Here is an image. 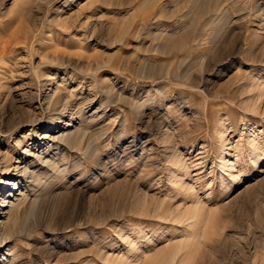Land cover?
<instances>
[{
    "label": "rangeland",
    "instance_id": "1",
    "mask_svg": "<svg viewBox=\"0 0 264 264\" xmlns=\"http://www.w3.org/2000/svg\"><path fill=\"white\" fill-rule=\"evenodd\" d=\"M1 137L0 264H264V0H0Z\"/></svg>",
    "mask_w": 264,
    "mask_h": 264
},
{
    "label": "bare ground",
    "instance_id": "2",
    "mask_svg": "<svg viewBox=\"0 0 264 264\" xmlns=\"http://www.w3.org/2000/svg\"><path fill=\"white\" fill-rule=\"evenodd\" d=\"M215 5H217V4H215ZM61 103L62 102H61L60 97L57 96L56 101L52 104V107L51 108L52 109H55ZM80 135H81V131H77V129H76L74 131H69V132L66 131V133H63L62 134V137L61 138L62 139L65 138L68 141H71V142L73 141V142H76L77 143L78 140H80L78 138ZM1 139H2V137L0 138V140ZM0 144H2L1 141H0ZM0 159H3V162L5 163V171H4L3 174L8 175L9 172L11 171V169L13 168V160H12L11 157H9L8 155L4 154L1 150H0ZM223 163H224V166L226 168H230L231 167L229 165V161L223 160ZM2 178H3V176L0 178V184L2 183V180H3ZM12 181H14V183H12ZM12 181L11 180H8V181L5 182V186L11 185L12 186V190L11 191H8L6 193H3L0 196V207H2V208H0V252L1 253H2V249L5 250V248L8 246V243H10L12 237L18 232V229L19 228L17 229V225H18V220H19L18 219V214H19L20 210L23 209L24 206H26V205L29 204V206L28 207L26 206V208H28L29 210L32 211V212L29 213V216H31L34 213V209L36 208V202L35 201H32L31 202L30 201V198L31 197L29 196L30 194L28 195L30 187H28L27 184H25V185L22 186L21 183L18 181L17 178L16 179L13 178ZM16 187H19V193L13 194V191H15ZM199 208L200 207H196V210L195 211H192V212H191V209H190L189 210V213L191 212V214H194V215L195 214H198L199 213ZM181 214H183V213H181ZM207 223H208V221H207ZM19 226H20V224H19ZM11 251H12V248L9 246L8 248H6V250H5V252L3 253L2 256L4 257L5 255H10L11 254ZM0 256H1V254H0ZM176 256H177V251L170 256L169 260L166 263L167 264L174 263V261L176 259Z\"/></svg>",
    "mask_w": 264,
    "mask_h": 264
}]
</instances>
